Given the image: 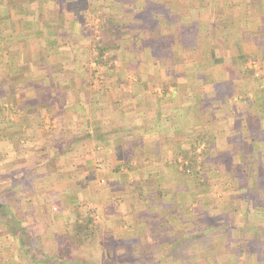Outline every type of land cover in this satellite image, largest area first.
<instances>
[{
    "label": "crops",
    "instance_id": "0c3cea01",
    "mask_svg": "<svg viewBox=\"0 0 264 264\" xmlns=\"http://www.w3.org/2000/svg\"><path fill=\"white\" fill-rule=\"evenodd\" d=\"M109 20L101 67L88 31ZM261 68L264 0H0L9 198L60 220L94 174L108 202L101 256L56 255L39 222L48 255L3 228L0 264H264V83L242 78Z\"/></svg>",
    "mask_w": 264,
    "mask_h": 264
},
{
    "label": "rangeland",
    "instance_id": "374dc122",
    "mask_svg": "<svg viewBox=\"0 0 264 264\" xmlns=\"http://www.w3.org/2000/svg\"><path fill=\"white\" fill-rule=\"evenodd\" d=\"M100 27L97 23H92L91 25V30L88 31V34H92L89 43L90 46L88 47L90 49V53L87 51L86 55L88 54L89 57H91V59L97 58L98 61V41L100 39ZM115 42V41H114ZM112 41V50L109 51V55L107 56L105 54V57L103 58V62L108 61L110 63L111 59V55L115 49L116 44ZM88 50V49H87ZM101 67H103V64H100ZM94 68V67H93ZM258 69V68H256ZM100 69L94 70L92 73L90 71L91 74V81H93L96 85H101V81L103 80L102 74L100 73ZM248 74L249 77L248 78ZM242 78L244 79H249L250 81H253L254 84H262L264 83V68H261L260 71H255L254 74L250 73H246L245 76H243ZM248 80V81H249ZM250 83V82H249ZM199 156H201L200 154H197ZM187 167L189 168V166H184L182 167L181 171L183 173H190L191 172V168L187 169ZM89 171V170H88ZM1 172V169H0ZM182 174V173H181ZM95 176V177H94ZM0 178H2V175L0 174ZM88 181L87 183H83V185H85L84 188H86V190L84 192H77V195L79 196V198L76 199H68V201H66L65 204H67V215H65L62 219L59 220V218H55L53 216H46L44 218L45 221H43V217L41 216H28L26 214H21L19 213L18 210V206L20 207V204L22 203L21 201L18 200H12L9 197L11 196V185L9 184H2L1 180H0V200L3 201V203H5L6 205L10 206V209L6 208H2L0 209V229L3 230V228L5 229H9L11 235L13 237H15V239L18 240V238L21 237L18 236V231H19V227H17L18 225H16L12 220V218L9 215V212H12L16 215V217L18 218V220H20L21 222H23V225L25 227H29L31 226V228H26V230L28 231V235H30V237L35 238V241H43V243H45V245L47 244L48 240H45V238L47 239L48 234L44 235L43 233H41L37 228V223L39 224L42 223L44 224V222H46V224H49L48 228H51V232L49 234H54L56 233V239L58 241H60L62 244V249H61V253L62 255H70V254H82V255H92V256H101V248H99V246H97L98 248H94L92 249L90 246H96V245H104L105 244V240L107 239L106 237V233L104 231V220L101 217V212H103V209H100L101 205H103V207L107 208L108 206V202L106 201V193H103L104 187H100L99 183L96 180V175L94 174H90L88 177ZM107 187V186H106ZM211 195V199H213L214 201L212 202V205L210 206V210H213V213L217 212V214L219 213L218 209L219 208V201L215 200L213 194ZM81 197V198H80ZM59 201V200H57ZM23 203H27V201H24ZM59 203V202H57ZM218 207V208H217ZM21 208V207H20ZM209 210V211H210ZM106 212V211H104ZM103 212V213H104ZM91 218L93 220V225H95L96 230L89 236V238H86L84 234H82V238H77L75 236L74 233V228H73V224L77 221V219L86 222L87 218ZM53 219V220H51ZM55 219V220H54ZM214 223L220 225L221 222H224L223 220L219 219V218H215L213 217L212 220ZM66 223H69V228H67V230L64 232V228L66 227ZM61 225V226H60ZM8 231V230H7ZM45 232V231H43ZM80 233V232H79ZM88 235V234H86ZM114 239V238H113ZM78 242L79 244L76 246L75 242ZM116 241L118 242V238L116 239ZM122 241V238H121ZM27 242V240H26ZM95 242V244H94ZM65 243V244H64ZM84 247H89V248H84ZM87 250L85 252H83V250ZM83 252V253H82ZM58 255V253L56 254ZM98 263V262H97ZM100 264V263H98Z\"/></svg>",
    "mask_w": 264,
    "mask_h": 264
},
{
    "label": "trees",
    "instance_id": "16d2710c",
    "mask_svg": "<svg viewBox=\"0 0 264 264\" xmlns=\"http://www.w3.org/2000/svg\"><path fill=\"white\" fill-rule=\"evenodd\" d=\"M100 27V39L98 41V64H103L104 66H107L109 64L108 59L106 62H103V58L105 57V54L107 52H109L110 50H112V41L114 42L116 39V36L118 35V28L110 23V20L108 21L107 24H101L99 25ZM263 41H261L262 43ZM112 59V58H111ZM111 61V60H110ZM202 143V139L197 140L195 142V146L199 147L200 144ZM197 149V148H196ZM195 159V160H194ZM192 162H195L194 165H189V168H191L192 170L196 168V166H201L203 165L202 163L197 161V156L193 157ZM187 167V169H189ZM10 209L9 205H6L5 203H3V201L0 200V209H4L6 208ZM10 217L13 219L12 221L18 225L17 227H19V231H18V236H20L21 238L25 239V241L27 240V245L30 246V248L27 249V253H33L34 255H40L42 254V256L48 255V252L42 248H37V245H35V238L30 237V235H28V231L26 230L27 227H25L23 225V222H21L20 220H18V218L16 217V215L12 212H9ZM93 220L89 217L87 218V221H81L79 219H77V221L73 224V228H74V233L75 236L77 238H82V234L85 235L86 238H89V236L96 230L95 225L92 224ZM80 232V233H79ZM88 234V235H86ZM57 240V239H56ZM75 242V241H74ZM45 254V255H44ZM58 255H62L61 253V249H59V253Z\"/></svg>",
    "mask_w": 264,
    "mask_h": 264
}]
</instances>
